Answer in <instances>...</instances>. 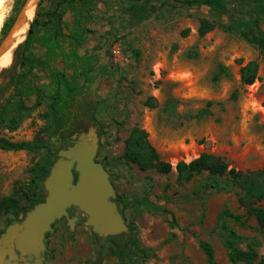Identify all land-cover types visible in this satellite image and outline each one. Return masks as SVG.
Returning <instances> with one entry per match:
<instances>
[{
  "label": "rangeland",
  "instance_id": "1",
  "mask_svg": "<svg viewBox=\"0 0 264 264\" xmlns=\"http://www.w3.org/2000/svg\"><path fill=\"white\" fill-rule=\"evenodd\" d=\"M227 1L229 13L217 16L205 6L191 8L168 0H96L81 50L82 56L96 59L95 72L91 81H82L71 124L97 134V161L113 176L116 201L121 198L128 203L123 217L129 232L110 240L100 238L85 226L86 217L78 211L80 219L73 231L64 223L56 225L48 264H97L100 256L101 264H129L114 251L117 246L130 249L134 236L142 248L153 251L154 256L143 264H208L201 242L213 246L218 264H233L219 235V217L227 209L247 216L238 203V190H204L208 173L180 185L176 172L180 162L191 163L204 153L222 158L230 169H264V64L254 85L241 83V68L261 62L260 55L238 35L222 29L204 37L198 33L202 18L226 25L249 18L254 0ZM14 4L15 0H8L4 23L13 14ZM53 4L46 1L45 9H52ZM65 20L72 22L70 11ZM26 39L14 47L10 66L0 68L3 103L10 89L9 74L4 71L12 66L14 52ZM115 46L122 53L118 62L112 57ZM219 66L227 74L216 81ZM172 100L178 104L170 116L167 107ZM208 103L213 104L210 116L189 118ZM45 112L44 107L38 108L14 132L0 128V139L15 143L38 139L59 150L61 142L46 132ZM136 127L148 133L162 161L173 166L170 175L142 171L127 162L125 141ZM43 155V151L0 150V199L11 196L17 185L29 184L31 169ZM142 200L163 213L138 206L136 202ZM10 219L6 214L0 217V234L11 225ZM227 223L241 235L262 241L260 254H264V238L255 220H250L249 228L231 220Z\"/></svg>",
  "mask_w": 264,
  "mask_h": 264
},
{
  "label": "trees",
  "instance_id": "2",
  "mask_svg": "<svg viewBox=\"0 0 264 264\" xmlns=\"http://www.w3.org/2000/svg\"><path fill=\"white\" fill-rule=\"evenodd\" d=\"M27 0H15L13 14L5 21L0 32V47L6 39ZM42 0L31 24L27 39L14 52L13 64L4 71L9 74L8 98L3 103V87H0V128L16 131L38 108H45L44 119L46 132L61 142L60 149L70 147L77 133L86 132L87 128L74 129L71 122L77 108L78 97L82 94V81H91L95 72V58L82 56L81 50L87 41L89 30L85 24L93 19L96 0H51L52 9H45ZM175 4L189 7L205 6L217 16L229 13L227 0H168ZM71 12L72 22L65 20L67 12ZM264 23V0H254L249 9V18H242L233 25L211 21L208 18L200 20L198 33L201 37L222 29L225 33L238 35L249 46L258 51L260 61H253L241 68V83L252 86L259 79L261 63L264 64V33L261 26ZM189 32H185L187 36ZM139 55V53L137 52ZM242 64V61H238ZM227 69L219 66L220 76L227 74ZM71 72V74L69 73ZM5 86V85H3ZM236 96H234L235 98ZM178 102L172 100L167 107L170 116L175 115ZM212 103L189 118L202 120L211 115ZM0 150L7 152L26 151L44 155L31 169V181L25 187L16 186L13 194L0 199V217L10 215L8 225L21 221V216L33 210L44 202V183L58 158L59 150H52L48 143L40 140L15 143L0 139ZM125 159L138 166L142 171H157L170 175L174 168L164 162L160 154L149 141L148 133L138 127L131 130L125 141ZM177 182L180 185L191 183L196 177L208 173L209 181L202 185L204 190L229 192L238 190V203L247 216L239 215L231 210H225L219 217V235L233 264H264V254H260L263 242L241 235L228 225L233 221L242 228H249L253 219L264 238V169L254 171H238L230 169L220 157L204 153L191 163L180 162L176 166ZM218 178V179H216ZM78 174H76V180ZM219 179H225L220 181ZM121 206V214L129 207L124 199L117 201ZM140 207L163 213L161 208L146 205V201H137ZM59 222V221H58ZM57 222V223H58ZM109 239V238H108ZM110 240V239H109ZM131 248L117 246L115 256L129 264H143L153 257V251L141 247L139 240L134 238L129 242ZM246 246V248H243ZM200 247L208 264H218L213 246L201 242Z\"/></svg>",
  "mask_w": 264,
  "mask_h": 264
},
{
  "label": "water",
  "instance_id": "3",
  "mask_svg": "<svg viewBox=\"0 0 264 264\" xmlns=\"http://www.w3.org/2000/svg\"><path fill=\"white\" fill-rule=\"evenodd\" d=\"M30 2L26 1L14 27L2 43L0 57L8 49L7 43L12 39L15 29L25 18ZM73 140V146L58 153L44 183V202L26 213L23 220L8 226L0 236V264H17L21 258L29 259L28 264H45V240L54 231L53 226L66 218L70 230L75 228L78 218L69 217L72 208L86 217L85 226L100 238L128 234L129 228L116 201L117 194L110 174L97 161V134L87 129L86 132L77 133ZM99 260L102 262L101 256Z\"/></svg>",
  "mask_w": 264,
  "mask_h": 264
},
{
  "label": "bare ground",
  "instance_id": "4",
  "mask_svg": "<svg viewBox=\"0 0 264 264\" xmlns=\"http://www.w3.org/2000/svg\"><path fill=\"white\" fill-rule=\"evenodd\" d=\"M39 0H31L30 5L27 9V13L23 21L17 26L13 34L12 39L7 43L8 49L0 57V68H5L10 66L12 62V51L15 49L17 44L24 40L27 36L28 30L30 28V19L35 16L37 5ZM8 0H0V30L4 24V12ZM31 13V14H30ZM100 264L101 261L99 260Z\"/></svg>",
  "mask_w": 264,
  "mask_h": 264
},
{
  "label": "flooded vegetation",
  "instance_id": "5",
  "mask_svg": "<svg viewBox=\"0 0 264 264\" xmlns=\"http://www.w3.org/2000/svg\"><path fill=\"white\" fill-rule=\"evenodd\" d=\"M109 174H110V177H111V180H112V183H113V176H112L111 173H109ZM77 212H78V210L75 209V208L70 209V210H69V217H70L71 219L78 218V217L76 216V213H77ZM79 219H80V218H78V221L75 223V226H76L77 223L79 222ZM58 223H64V224H66V226L68 227V220H67L66 218L60 220ZM58 223H56V224L53 226V230H54V231H53L52 233H49V234L46 236V240H45V243H46V251H45V253H44L45 264H48V259L50 258V255H51V253H50V249L48 248V247L51 245L50 237H52V236L56 233V225H57ZM68 228H69V227H68ZM4 231H5V230H4ZM1 235H2V233L0 234V236H1ZM29 262H30V260L27 259V258H21V259H20V264H28Z\"/></svg>",
  "mask_w": 264,
  "mask_h": 264
},
{
  "label": "built area",
  "instance_id": "6",
  "mask_svg": "<svg viewBox=\"0 0 264 264\" xmlns=\"http://www.w3.org/2000/svg\"><path fill=\"white\" fill-rule=\"evenodd\" d=\"M121 55H122V53H121L120 47L119 46L113 47V49H112L113 60L118 62L121 58Z\"/></svg>",
  "mask_w": 264,
  "mask_h": 264
}]
</instances>
